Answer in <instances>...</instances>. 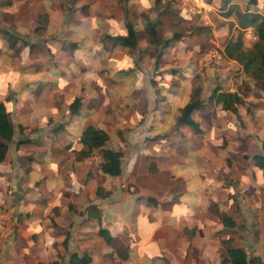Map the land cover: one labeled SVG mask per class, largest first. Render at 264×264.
Wrapping results in <instances>:
<instances>
[{
	"label": "crops",
	"instance_id": "1",
	"mask_svg": "<svg viewBox=\"0 0 264 264\" xmlns=\"http://www.w3.org/2000/svg\"><path fill=\"white\" fill-rule=\"evenodd\" d=\"M154 3L0 0V264H230L232 248L264 262V102L222 58L233 37L201 27L220 52L202 67L205 37L160 31ZM198 3L203 25L214 13ZM126 25L134 44L113 42ZM214 88L240 98L234 110ZM193 101L194 126L179 122ZM88 127L106 138L85 154ZM101 150L119 152L118 174L87 163Z\"/></svg>",
	"mask_w": 264,
	"mask_h": 264
},
{
	"label": "trees",
	"instance_id": "2",
	"mask_svg": "<svg viewBox=\"0 0 264 264\" xmlns=\"http://www.w3.org/2000/svg\"><path fill=\"white\" fill-rule=\"evenodd\" d=\"M249 4H256L258 0H247ZM262 7L264 8V0H262ZM227 3V1H224ZM231 4V3H230ZM233 5H229L224 12L225 15L230 14ZM239 28L253 27L255 30V40L249 47H244L237 36L235 39L227 40L222 47V58L236 62L242 70V73L247 75V78L264 81V14L259 13H243L238 20ZM127 34L125 36H114L112 41H119L125 45H133L135 38L134 32L130 25H126ZM175 36V35H174ZM216 88L211 92L212 98L216 101L222 102V107L229 110H234L233 104L238 103L240 98L235 93H215ZM215 94V95H214ZM214 96V97H213ZM199 105V102L193 101L186 104L180 111L179 122L194 126L190 119V112ZM12 134V128L8 122L6 111L3 104L0 103V161L3 159L6 145ZM105 134L102 131L86 128L81 134L80 141L87 148L85 154L91 149L99 148L104 140ZM103 162L98 166L100 170L109 175H116L119 173V152L110 150L99 151ZM254 165L260 169H264V156L256 154L252 156ZM227 260L230 264H264L258 256H247L243 249L232 248L226 252Z\"/></svg>",
	"mask_w": 264,
	"mask_h": 264
},
{
	"label": "rangeland",
	"instance_id": "3",
	"mask_svg": "<svg viewBox=\"0 0 264 264\" xmlns=\"http://www.w3.org/2000/svg\"><path fill=\"white\" fill-rule=\"evenodd\" d=\"M198 1L200 0H156V3H154V9L156 11V19L159 24V30L163 31L166 29V25H169V28L173 30L172 35L175 36H187L195 29L198 30L200 32L199 36L202 38L205 37L204 44L199 46L200 56L209 50L217 48L215 44L208 42L207 34L209 30H202L204 29L201 28L203 26L209 27L208 25H214L215 28L225 31V34L222 35L223 38H218V41H222L223 39V43L229 39L228 37H233L235 39L237 36H240L244 47H249L253 43L256 37L252 39L246 35L247 32L253 31H251L250 27L239 28L238 20L240 15L246 12L259 13L260 15H263L264 8L262 7V0H258L256 4L253 5L249 4L247 0H201L202 2L210 3L214 13L213 17H210L208 12H206V24L203 25H201V22L198 21V19L202 16V10L200 12H196V9L202 7V4L198 3ZM224 1L233 5V8L228 15H225L224 12L221 13L223 8L225 11L227 10V8L224 7ZM210 36H213V34L210 33ZM217 36L219 35L217 34ZM218 61H220V59L212 62L211 66L216 68L218 66ZM227 67L232 75H238V68H235L232 65H228ZM241 84L243 87L245 86V90L247 85L251 88L248 92L250 101H259V104L261 103V100L264 102V81L252 80L247 78V75L242 73ZM237 86L238 85L236 84L234 87L237 88ZM237 89H240V86Z\"/></svg>",
	"mask_w": 264,
	"mask_h": 264
},
{
	"label": "built area",
	"instance_id": "4",
	"mask_svg": "<svg viewBox=\"0 0 264 264\" xmlns=\"http://www.w3.org/2000/svg\"><path fill=\"white\" fill-rule=\"evenodd\" d=\"M247 36L251 37L252 39L255 38L254 32H247ZM220 58V52L217 49L209 50L206 53H203L200 56V65L202 67H208L211 65L212 62L218 60ZM103 162L101 155L96 153H91L87 158V163L91 166H99ZM121 187L125 188L129 192H134V187L132 185H123ZM10 193V191H7ZM10 217L5 206L0 203V236L1 233L4 231L5 227L9 224Z\"/></svg>",
	"mask_w": 264,
	"mask_h": 264
}]
</instances>
